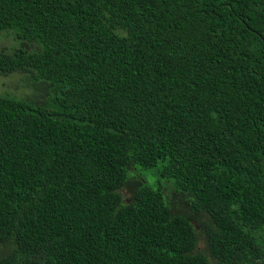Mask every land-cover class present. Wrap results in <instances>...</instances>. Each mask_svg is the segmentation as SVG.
Listing matches in <instances>:
<instances>
[{
  "label": "trees",
  "instance_id": "1",
  "mask_svg": "<svg viewBox=\"0 0 264 264\" xmlns=\"http://www.w3.org/2000/svg\"><path fill=\"white\" fill-rule=\"evenodd\" d=\"M3 33L0 264H264V0H0Z\"/></svg>",
  "mask_w": 264,
  "mask_h": 264
},
{
  "label": "rangeland",
  "instance_id": "2",
  "mask_svg": "<svg viewBox=\"0 0 264 264\" xmlns=\"http://www.w3.org/2000/svg\"><path fill=\"white\" fill-rule=\"evenodd\" d=\"M16 45V41L13 39L12 35L0 34V52L2 50H10ZM0 93L10 94L17 97H24L33 94V91L29 88L26 81V77L20 75L19 73H14L10 75L0 74ZM162 167V164L154 168H142L137 166L134 168L136 171H132V177L139 174V176L150 186L156 187V185L162 180L158 173ZM165 187L168 188L170 182H164ZM124 200L126 201L129 197L127 190L122 191ZM252 234L256 237L257 241L264 248V230H253Z\"/></svg>",
  "mask_w": 264,
  "mask_h": 264
}]
</instances>
